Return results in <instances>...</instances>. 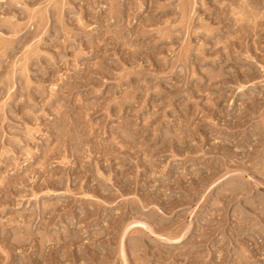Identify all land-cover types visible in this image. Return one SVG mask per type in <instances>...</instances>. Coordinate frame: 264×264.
Wrapping results in <instances>:
<instances>
[{
	"label": "rangeland",
	"instance_id": "obj_1",
	"mask_svg": "<svg viewBox=\"0 0 264 264\" xmlns=\"http://www.w3.org/2000/svg\"><path fill=\"white\" fill-rule=\"evenodd\" d=\"M0 264H264V0H0Z\"/></svg>",
	"mask_w": 264,
	"mask_h": 264
},
{
	"label": "bare ground",
	"instance_id": "obj_2",
	"mask_svg": "<svg viewBox=\"0 0 264 264\" xmlns=\"http://www.w3.org/2000/svg\"><path fill=\"white\" fill-rule=\"evenodd\" d=\"M141 223V222H140ZM142 224V223H141Z\"/></svg>",
	"mask_w": 264,
	"mask_h": 264
}]
</instances>
